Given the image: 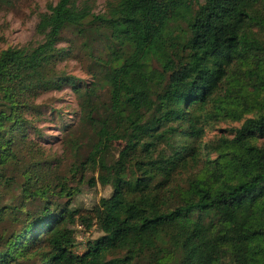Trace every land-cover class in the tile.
Wrapping results in <instances>:
<instances>
[{
	"label": "trees",
	"instance_id": "obj_1",
	"mask_svg": "<svg viewBox=\"0 0 264 264\" xmlns=\"http://www.w3.org/2000/svg\"><path fill=\"white\" fill-rule=\"evenodd\" d=\"M68 27L101 69L91 86L72 82L95 140L60 176L28 131L37 100L65 81L56 66ZM36 30L37 46L0 51V222L20 224L0 236V264H264V0H107L102 13L57 0ZM104 89L109 101L96 103ZM219 119L242 123L205 140ZM23 157L19 183L5 170ZM105 169L111 195L73 209ZM16 192L23 201L6 202ZM78 222L103 233L82 253Z\"/></svg>",
	"mask_w": 264,
	"mask_h": 264
},
{
	"label": "rangeland",
	"instance_id": "obj_2",
	"mask_svg": "<svg viewBox=\"0 0 264 264\" xmlns=\"http://www.w3.org/2000/svg\"><path fill=\"white\" fill-rule=\"evenodd\" d=\"M87 1L95 13H102L106 9L107 0H77L78 3ZM195 8L203 0H191ZM49 2L56 3L57 0H0V51L10 46L12 47H32L37 46L43 36L36 30L40 13L47 10ZM179 29H186L185 23L177 24ZM263 39L264 33H259ZM58 47L64 49L62 57L57 61V71L61 77H66L59 88L45 92L37 100V108L41 110V115L32 119L33 128L29 129V139L35 142L39 149L37 153L44 159H52L57 163L56 174L62 176L69 175L70 166L74 162H81L85 158L94 143L95 135L90 122L85 120L86 112L81 110L82 99L73 90V84L79 86H91L96 82V74L101 69L96 62L97 55H91V51L86 47V39L79 37L70 27L66 28L62 34ZM102 48H96L98 54ZM242 72V71H241ZM241 80L244 76L239 74ZM68 77L73 78L68 81ZM75 82V83H72ZM85 89V88H83ZM95 102L106 104L109 101L107 90H99L94 97ZM247 117L251 114H245ZM246 117V116H245ZM31 119V117H29ZM242 121L230 119H219L212 123V127L206 130L205 140L214 138L218 134L229 135L233 127L239 126ZM73 143V144H72ZM124 141L112 142L114 152L124 148ZM24 160H14L6 167V174L14 176L19 183L25 180V172L28 170L30 161L27 157ZM35 159H39L36 157ZM88 173V176H92ZM188 174L176 175L177 181L181 182ZM100 176L110 179V172L107 169L99 175L95 173L97 184L90 187L88 184L80 185L81 190L71 200L70 206L76 208H89L102 197H108L112 193V186L101 184ZM77 178H80L78 176ZM73 179L71 184L76 185ZM14 201L21 203L22 194L16 192L15 196H8L6 202ZM25 202V201H24ZM28 209L36 211V203H24ZM20 224H12L6 220L0 222V236L6 237L19 230ZM75 248L78 253L86 250L89 241L100 237L103 233L94 226L87 229L78 222L75 227ZM139 264H149L146 260H141Z\"/></svg>",
	"mask_w": 264,
	"mask_h": 264
}]
</instances>
